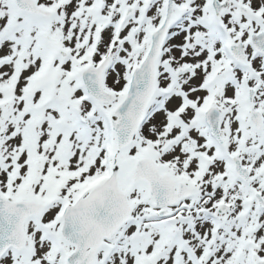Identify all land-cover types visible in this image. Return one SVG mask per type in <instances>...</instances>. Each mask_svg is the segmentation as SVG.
Returning <instances> with one entry per match:
<instances>
[{
    "label": "snow or ice",
    "instance_id": "obj_1",
    "mask_svg": "<svg viewBox=\"0 0 264 264\" xmlns=\"http://www.w3.org/2000/svg\"><path fill=\"white\" fill-rule=\"evenodd\" d=\"M0 264H264V0H0Z\"/></svg>",
    "mask_w": 264,
    "mask_h": 264
}]
</instances>
